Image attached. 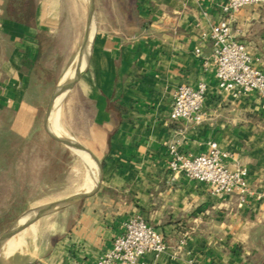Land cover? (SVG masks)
<instances>
[{"label": "crops", "instance_id": "1", "mask_svg": "<svg viewBox=\"0 0 264 264\" xmlns=\"http://www.w3.org/2000/svg\"><path fill=\"white\" fill-rule=\"evenodd\" d=\"M226 1L0 0V109L20 135L40 112L43 124L58 73L60 81L93 29L68 101L74 119L87 121L88 131L74 134L88 137L100 164L97 191L56 235L25 243L2 264L94 262L132 215L169 245L145 253L146 264H264V109L255 91L217 90L211 60L209 33ZM229 20L264 66V7L244 5ZM199 81L207 85L203 121L170 119L173 92ZM210 141L227 151L225 165L246 169L244 199L212 195L169 169L172 147L196 155Z\"/></svg>", "mask_w": 264, "mask_h": 264}, {"label": "built area", "instance_id": "2", "mask_svg": "<svg viewBox=\"0 0 264 264\" xmlns=\"http://www.w3.org/2000/svg\"><path fill=\"white\" fill-rule=\"evenodd\" d=\"M244 5L264 7V0H227L221 5L222 17L212 25L209 38L212 43L211 60L217 90L233 93L255 91L264 109V66H257L247 45L235 38L230 24L231 15ZM205 38L203 33L201 41ZM200 53L201 46H197ZM207 85L199 81L195 85L183 84L172 94L169 110L170 119H185L194 125L203 121V106ZM168 167L171 171H182L188 177L205 182L209 193L216 196L237 193L241 199L251 191L247 185L246 169L230 168L223 162L227 151L215 141H210L205 152L196 155H183L173 147ZM264 200V189L257 193ZM169 245L165 237L140 215H132L122 224V232L116 235L107 249L94 262L88 264H146L145 253L159 255Z\"/></svg>", "mask_w": 264, "mask_h": 264}, {"label": "rangeland", "instance_id": "3", "mask_svg": "<svg viewBox=\"0 0 264 264\" xmlns=\"http://www.w3.org/2000/svg\"><path fill=\"white\" fill-rule=\"evenodd\" d=\"M75 58L76 56L67 57L66 65L64 68H68L67 70L71 69L76 62ZM60 76L61 72L58 73V79L55 80V82H58V84L63 78L67 77V75H65L63 78H61L60 81H57L59 80ZM71 90L72 88L66 93L63 100L62 98L65 93L61 92L62 94H59L61 95L58 100V106H60L59 118L57 113H55L54 106L53 122L57 132L65 136L66 139L79 142L87 146L89 144V139L87 136L74 134V132H87L88 127L86 126L87 121L74 119L73 114L69 111V109H72V106L68 101ZM57 94L58 90L55 92V101ZM10 116L11 112L3 111L0 109V132H3L9 128L8 122ZM46 125L50 134L56 138L53 133L54 129L51 125L49 117L47 119ZM44 132L46 133L45 130ZM46 135L51 138L47 133ZM34 141L35 142L32 143L33 149L30 163L28 167L23 170V172H21L18 168L10 165V167L8 168H2L3 171L2 174H0V178L3 181V188H0V197H2L1 201L4 197L8 198L10 197V195H22L23 198H26L25 203L21 207V211L13 218L6 229L13 226L17 219L23 216L24 213L31 208H35L43 204L76 195L78 186L83 182L85 178L86 168L83 161L81 160V154H78V152L68 148L69 154L65 157H62V155L58 153V150L56 148H48L47 144H45V141ZM53 141L63 147H66L55 140ZM42 149L45 150L43 151ZM90 154L87 155L89 157L92 171H94L91 173L93 175L98 163L93 155ZM43 162L46 164L47 162H50V166L48 168L43 167ZM44 180L48 182L46 184H43ZM88 198L89 197H86L74 203L66 204L59 208L48 210L41 215L33 218V221L31 222V224H33V229L28 228L26 230V223L13 228L1 244V264L5 262L10 254L18 251L25 243L35 239L47 240L51 235H56L60 227H63L68 218L74 215L75 209L80 206L81 202L86 201ZM4 255L7 256L4 257Z\"/></svg>", "mask_w": 264, "mask_h": 264}, {"label": "trees", "instance_id": "4", "mask_svg": "<svg viewBox=\"0 0 264 264\" xmlns=\"http://www.w3.org/2000/svg\"><path fill=\"white\" fill-rule=\"evenodd\" d=\"M34 140H40L41 142L45 141L48 148H56L62 157L69 154V149L67 147L55 143L46 135L42 124V113L40 112L35 119L32 128L26 135H20L10 128L0 132V174H2V168H8L10 165L23 172L30 163L33 149L32 143L35 142ZM42 150L44 151L45 149ZM49 166L50 162H47V164L44 163L43 167L48 168ZM47 182L48 181L44 180L43 184H46ZM2 184L3 181L0 178V188L2 187ZM1 199L2 197H0V234L21 211V207L25 203L26 198H23L22 195H10L8 198L4 197L2 201Z\"/></svg>", "mask_w": 264, "mask_h": 264}, {"label": "bare ground", "instance_id": "5", "mask_svg": "<svg viewBox=\"0 0 264 264\" xmlns=\"http://www.w3.org/2000/svg\"><path fill=\"white\" fill-rule=\"evenodd\" d=\"M93 30V29H92ZM90 38H91V31L89 33V39H88V42L86 44V46L84 47L83 51L81 52L80 54V64H79V67H78V70L81 71L82 67L84 66L85 62H86V58H87V54H88V49H89V43H90ZM74 66L75 64L72 66L71 69L69 70H66L62 77L63 78L65 75H67L66 78H63L61 80V82L58 84V86L56 87L55 91H54V94H53V97L51 99V111H50V114H49V119H50V122H51V125L54 129L53 133L54 135L56 136V138L58 139H66L65 136H63L62 134L58 133L56 128H55V125H54V122H53V109H54V106H55V113H57L58 115V118H59V107L58 106V100L60 98L61 95L59 94H62L61 92L63 91V85L65 83L66 80L70 79L73 74H74ZM58 90V94H57V97H56V101H55V92ZM59 123V122H58ZM60 126V125H59ZM75 140V139H74ZM76 152H78V154H81V160L83 161L84 165H85V168H86V174H85V178L83 180V182L78 186L77 188V194L76 195H85L89 192H91L97 185L98 181H99V173H100V169H98V166H96V177L95 179L93 180V183L88 187L86 188L85 190L81 191L86 185H88L91 180L93 179V175L91 174L92 172V168H91V164H90V161H89V157L87 154H90L89 152L85 151V150H79V149H76L75 150ZM91 155V154H90ZM44 205V204H43ZM32 209V208H31ZM38 213H41V212H37L35 211V209H32V210H29L28 212L24 213L23 216L19 217L17 219V221L15 222V224L12 226L11 230L17 226H20V225H23L26 223V230L28 228L30 229H33V224H31V220L32 218H34L36 215H38ZM33 221V220H32ZM10 230V232H11ZM9 232V233H10ZM13 253V252H12ZM9 255V254H8ZM7 255H4V257H6ZM1 260V259H0Z\"/></svg>", "mask_w": 264, "mask_h": 264}, {"label": "water", "instance_id": "6", "mask_svg": "<svg viewBox=\"0 0 264 264\" xmlns=\"http://www.w3.org/2000/svg\"><path fill=\"white\" fill-rule=\"evenodd\" d=\"M85 47V42L83 43V47H82V50L81 52L83 51ZM80 52V54H81ZM80 54L78 55L77 59H76V62H75V66H74V74L73 76L66 80L64 85H63V91L65 94L62 98V100L64 99L66 93L73 87L75 81L77 80L79 74H80V71L78 70V67H79V64H80ZM61 100V102H62ZM50 111H51V103L49 105V107L47 108V110L45 111V114H44V120H43V124H44V129L46 131V133L55 141L63 144L64 146H66L67 148H70L72 150H76V149H79V150H85L89 153H91L93 155V153L89 150V148L79 142H75V141H72V140H69V139H58V138H55L53 137L50 132L48 131L47 129V119L49 117V114H50ZM93 157L96 159L98 165H99V169H100V164H99V161L97 160V158L93 155ZM99 184H100V179H99V182L97 184V186L89 193L85 194V195H73V196H70V197H66V198H63L61 200H57V201H54V202H50V203H47V204H44V205H41V206H38V207H35V208H32V209H35L36 213L37 212H41V213H38V215H36L35 217L41 215L42 213L48 211V210H51V209H56V208H59L63 205H66V204H70V203H74L78 200H81L83 198H86V197H89L91 195H93L98 187H99ZM30 209V210H32ZM29 211V210H28ZM27 211V212H28ZM26 213V212H25ZM34 217V218H35ZM33 219V218H32ZM32 222V220H31ZM12 226L9 227L8 229H6L0 236V247H1V244L3 243V241L6 239L8 233L10 232ZM1 264V262H0Z\"/></svg>", "mask_w": 264, "mask_h": 264}]
</instances>
